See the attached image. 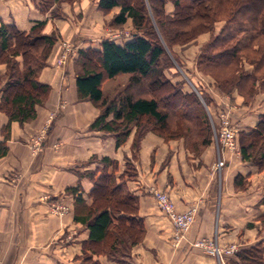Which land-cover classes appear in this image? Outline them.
Instances as JSON below:
<instances>
[{"label":"crops","instance_id":"1","mask_svg":"<svg viewBox=\"0 0 264 264\" xmlns=\"http://www.w3.org/2000/svg\"><path fill=\"white\" fill-rule=\"evenodd\" d=\"M40 1L0 0V21L22 31L46 21L44 32H55L59 37L49 66L40 76L51 86V94L44 106H37V118L9 124L7 114L0 110V146L6 147V153L0 154V264H81L85 255L98 264H231L239 249L258 242L264 245L260 220L264 213V172L243 161L240 152L224 153L225 165L218 170L219 153L214 144L195 155L184 149L181 140L166 142L149 133L136 152L132 148L134 132L117 147L110 134L90 129L95 108L90 102H80L75 75H64L65 66L55 62L63 39L77 49H100L109 39V30L103 27L108 16L98 9V0H74L71 5L64 1L61 16L51 13L55 1L46 11L39 8ZM167 7L171 10V5ZM127 25L132 26L131 21ZM67 64L72 68V60ZM4 72L0 65V73ZM3 83L1 79L0 99ZM209 86L205 91L214 97L213 110L231 109L233 121L241 129L253 127L264 113V94H258L251 106H238L234 104L241 99L237 93L226 96ZM50 115L53 119L48 124ZM46 124V131L41 133ZM39 136L40 144L35 142ZM104 167L137 197L134 215L145 228L141 242L121 260L91 251L87 225L75 220V212L80 211L76 194L68 191L79 186L77 193L82 194L86 205H92L94 179ZM129 168L132 177L127 173ZM238 175L245 182L243 189L235 185ZM154 189L167 192L177 212L196 210L183 238H177L169 217L159 209ZM62 206L67 211L60 215L56 208ZM126 215L116 213L114 222ZM202 239L213 240L225 249L235 246L236 250L220 259L193 246Z\"/></svg>","mask_w":264,"mask_h":264},{"label":"trees","instance_id":"2","mask_svg":"<svg viewBox=\"0 0 264 264\" xmlns=\"http://www.w3.org/2000/svg\"><path fill=\"white\" fill-rule=\"evenodd\" d=\"M53 1L57 5L52 15L61 16L60 4L74 0H41L39 8L46 11ZM98 9L104 13L118 9L112 26L124 29L131 21L135 30L133 37L123 42L105 39L100 49H81L75 59L81 65L76 75L78 99L102 109L90 129L110 134L117 147L125 144L144 120L168 140L184 138L187 148L197 154L212 143L220 113L228 112L231 125L237 127L231 109L213 110L214 97L205 91L207 87L193 84L186 88L184 80L174 82L164 74V61H170L168 49L175 56L174 45L191 42L203 33H209L210 39L200 47L197 69L215 79L209 88L229 96L237 93L247 106L258 94H264V0H98ZM45 25L46 21H38L22 31L0 21V64L7 68L1 78L0 110L7 114L9 124L35 120L37 106L50 94L51 86L40 80V74L59 37L55 32L45 33ZM120 75H128L129 83L110 98L103 83ZM237 128L242 160L263 170L264 113L253 127ZM142 130L135 139L136 150L149 131ZM5 153L6 147L1 144L0 154ZM106 168L97 179L93 178L92 205H86L82 194L77 193L79 186L68 191L76 194L80 211L75 212V220L87 225L91 251L101 252L97 246L109 243L107 249L113 250L107 256L121 260L141 241L145 228L134 215L137 197ZM131 170H127L130 177ZM235 185L243 187L241 175L236 176ZM116 213L127 215L118 216L115 223ZM260 220L264 228V213ZM121 243L128 244L126 253L118 250ZM235 256L231 264H264V245L258 242L239 249ZM81 264L98 263L85 255Z\"/></svg>","mask_w":264,"mask_h":264},{"label":"rangeland","instance_id":"3","mask_svg":"<svg viewBox=\"0 0 264 264\" xmlns=\"http://www.w3.org/2000/svg\"><path fill=\"white\" fill-rule=\"evenodd\" d=\"M75 1H79V0H75ZM68 2H69L70 5L73 3V1H68ZM115 13H116L115 10H113L110 13H105L108 16V18L104 21L103 27L105 29L109 30V39L110 40L119 41V42H123L126 39L132 38L133 37V32L135 31L132 26L126 25L124 27V29H119V28H115L114 26H112L111 22H112V18L114 17ZM220 25L221 24H218L216 26V28H219ZM209 39H210V34L206 32V33L201 34L198 38H196L195 40H193L191 42L174 45L172 48L174 50L173 52H174L175 56H173V53L172 54L169 53V49H168L167 53H168V56L170 58V61L166 60V59L164 61V64H165V66H164V68H165L164 74L168 75L169 77H171V80L174 81V82H177L178 81V80H176L177 77H180L179 78L180 80H184L186 82L185 83L186 88H189V87L193 86L191 84H194L195 87L196 86L200 87V86L203 85V86H205L207 88H208V85L210 84L211 87H213L215 79L212 76H210L209 74L202 73V72H200L197 69V57H198V53H199L200 47L204 43H206ZM58 40H59V38H58ZM61 47H62L61 53H60L59 57H57V59H56L57 61L55 62V64L57 66H65V68L63 69L64 75H75V77H76V75L79 72H81V65H80V63L77 64L75 59L78 57L79 51L81 49H77V47H74L70 40H64V39L61 42ZM51 54H52V52H51ZM51 54H50V56H51ZM50 56H49V58H50ZM49 58H48V60H49ZM71 60L73 62V65H72V68L68 69V67L66 65H68L67 62L71 61ZM0 65H2V67L4 66V70L5 71L7 70L5 65H3V64H0ZM47 66H49L48 61H47ZM247 67L249 69H251V66L247 65ZM45 68H43L42 72L45 70ZM42 72H41L40 76L42 75ZM0 75H2L0 77V81H1V78L3 77V75H5V72L4 73H0ZM198 75H201V76L203 75L204 78H200V76H198ZM185 76L189 77L190 80L187 81V78H185ZM190 81H191V83H190ZM128 83H129V76L128 75H120V76H118L117 78H115L113 80H105L104 83H103V89H104L105 93L108 95V97L113 98V97H115V95L118 92H120L123 89H125L127 87ZM217 91H218V89H217ZM50 94H51V91H50ZM50 94H49L46 102L48 101V99L50 97ZM226 96H229V95H226ZM239 96L241 97V99H239L238 101L235 100L234 104H236L238 106H241V105L242 106H247V105L244 104V100L245 99L241 95H239ZM82 101L90 102L88 100H81L80 102H82ZM45 103H43L40 106H44ZM91 105L95 108V111H96L95 116H94V120H95L100 115L102 109L97 107V106H95L92 103H91ZM251 105H249V106H251ZM51 116L52 115H50V117L46 121L48 124L52 122L53 118ZM50 120H51V122H50ZM92 122H91V124H92ZM47 127L48 126L46 124L40 130L41 133L46 131ZM142 129H148L149 131L140 140V143L138 144V147H137L138 149L136 150L135 145H134L135 144V139L137 138L139 132L143 131ZM219 131H220V125H219V128H214V136L212 138V143L211 144H214V146L217 148L218 153H219V160H221V159L224 160V153L230 152V153L234 154V153H238V152L237 151L231 152V151L226 149L221 144V142H220V132ZM158 132H159L158 130L157 131L154 130L153 124H151L148 120H144L140 127L134 128L133 131H132V133H133V135H132L133 136L132 148L134 149V151L139 152V149L141 148V143H142L143 139L149 133H153V134L163 138L166 142L169 141L167 138H164V136H161L160 134H158ZM237 136H238V134H237ZM177 140H181L182 141L183 147H184V149L186 151L192 152L189 148H187V146H186L187 142H186V140L184 138L177 139ZM189 143H190V141H189ZM209 146H207L203 151L199 152L198 154L194 153V152H192V153H194L195 155H201V154H203L205 152V150ZM238 149H239V147H238ZM238 151L240 152V150H238ZM219 160H218V162H219ZM215 168H217L216 165H215ZM218 170H220V169H218ZM261 171L264 172V169L261 170ZM244 184H245V182H243L242 189L244 188ZM199 241H201V240H199ZM196 242H198V241H196ZM196 242L193 243V246H195ZM108 244L109 243L103 244V245H98L97 248H99V251H102L104 253H109L113 249L112 250H111V248L107 249ZM117 248H118V250L120 252L126 253L127 252V248H128V244L127 243L118 244Z\"/></svg>","mask_w":264,"mask_h":264},{"label":"built area","instance_id":"4","mask_svg":"<svg viewBox=\"0 0 264 264\" xmlns=\"http://www.w3.org/2000/svg\"><path fill=\"white\" fill-rule=\"evenodd\" d=\"M219 125H220V142L221 144L231 152L237 151L239 153V149L237 147V134L238 129L231 125L230 116L228 112H223L219 115ZM41 136H39L35 142L40 144ZM37 145V144H36ZM38 146V145H37ZM225 162L223 159L219 160L216 164L217 169L223 168ZM159 209L165 213L175 230L178 239H181L185 236L187 231L189 230L193 219L195 217V209H190L187 212L179 213L176 211L175 202L172 197L167 192H160L157 190H153ZM60 215H63L66 211V207L56 208ZM196 247H200L208 253L222 259L224 254H232L235 252L236 247L232 246L229 248H221L219 247L215 241L210 239H203L201 241L196 242Z\"/></svg>","mask_w":264,"mask_h":264}]
</instances>
